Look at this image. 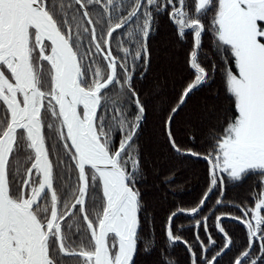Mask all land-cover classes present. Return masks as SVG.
<instances>
[{
	"label": "snow or ice",
	"instance_id": "6c2138e0",
	"mask_svg": "<svg viewBox=\"0 0 264 264\" xmlns=\"http://www.w3.org/2000/svg\"><path fill=\"white\" fill-rule=\"evenodd\" d=\"M97 6L105 17L99 33L100 19L90 15ZM163 14L177 26L179 39L193 36V79L164 119L169 146L177 156L208 161L209 193L224 183V173L235 182L259 174L264 186V0H0V264H65L69 258L136 264L139 249L155 248L141 228L146 203L140 185L147 173L139 138L147 106L135 83L150 70L149 41ZM209 17L207 32L221 61L210 69L201 59H211L202 49V21ZM217 71L231 114L220 131L209 130L206 155L182 149L173 135L174 117L211 87ZM198 212L194 207L189 214ZM175 215L166 239L184 243L196 264L191 246L173 230ZM249 215L243 258L264 264V192L250 213L245 210ZM219 232L227 237L223 227ZM256 240L260 255L253 257ZM231 243L227 239L224 251L202 264H218ZM160 264L175 262L162 253Z\"/></svg>",
	"mask_w": 264,
	"mask_h": 264
},
{
	"label": "trees",
	"instance_id": "16d2710c",
	"mask_svg": "<svg viewBox=\"0 0 264 264\" xmlns=\"http://www.w3.org/2000/svg\"><path fill=\"white\" fill-rule=\"evenodd\" d=\"M90 15L94 21L100 19V23L96 24L99 33L100 25L105 22L102 7L90 8ZM202 22L206 25L202 49L211 59H201L203 66L210 69L213 61L217 66L221 61L214 51L213 37L207 32L210 17ZM86 26L89 29L92 27ZM119 32L113 34V54H116L117 41L121 39ZM149 43L152 53L150 70L143 79L136 80L135 86L147 106V119L139 138L142 164L147 173V180L140 185L146 203V211L141 214V228L142 236L151 237L155 248L150 253L139 249L136 264H160L162 253L175 264H192V257L184 243L169 244L166 239L165 227L172 213H177L171 221L173 230L191 246L196 264H202L205 257L211 261L213 255L224 251L223 245L227 239L232 242L230 249L219 257L218 264H234L236 259H241L242 264H245L243 252L249 250V236L243 221L250 220L251 215L245 217L244 212L247 210L250 213L256 196L264 192L261 177L259 174H248L242 181L235 182L230 181L224 173V183L220 185L218 182V186L209 193L208 161L203 158L180 157L172 151L164 134V119L175 105L181 90L193 79V70L189 67L193 36L189 33L184 40L179 39L177 26L167 14H163L157 18L156 31ZM97 63L101 68L104 67L103 61L97 59ZM230 108L220 72L217 71L211 87L193 95L187 101V106L174 117L172 130L177 143L182 149L206 155L211 150L209 130L222 129L224 116L231 114ZM190 136H194L195 141ZM205 194H208V198L200 207ZM217 200L221 202L217 204ZM194 207L199 208V212L190 215ZM181 209L184 210L183 214L180 213ZM197 221L201 222L198 227ZM220 227L224 228L227 237L219 232ZM197 232L206 249L203 255L196 243ZM209 236L214 244L209 243ZM250 255H260L258 240L253 242ZM65 264H77V261L69 258Z\"/></svg>",
	"mask_w": 264,
	"mask_h": 264
}]
</instances>
